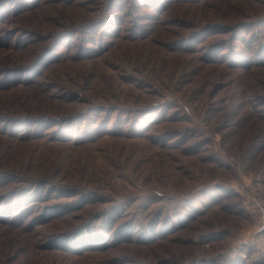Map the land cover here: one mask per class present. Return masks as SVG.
<instances>
[{"label":"rangeland","instance_id":"374dc122","mask_svg":"<svg viewBox=\"0 0 264 264\" xmlns=\"http://www.w3.org/2000/svg\"><path fill=\"white\" fill-rule=\"evenodd\" d=\"M252 182L264 0H0V264H264Z\"/></svg>","mask_w":264,"mask_h":264},{"label":"built area","instance_id":"2783aa9c","mask_svg":"<svg viewBox=\"0 0 264 264\" xmlns=\"http://www.w3.org/2000/svg\"><path fill=\"white\" fill-rule=\"evenodd\" d=\"M243 206L253 222L264 228V199L256 182H252L246 187Z\"/></svg>","mask_w":264,"mask_h":264},{"label":"trees","instance_id":"16d2710c","mask_svg":"<svg viewBox=\"0 0 264 264\" xmlns=\"http://www.w3.org/2000/svg\"><path fill=\"white\" fill-rule=\"evenodd\" d=\"M76 247H80V246L77 245Z\"/></svg>","mask_w":264,"mask_h":264}]
</instances>
